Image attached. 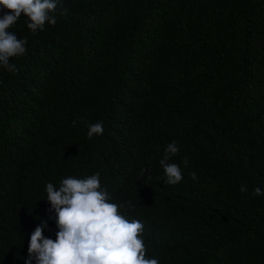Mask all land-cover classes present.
Segmentation results:
<instances>
[{"label":"trees","instance_id":"trees-1","mask_svg":"<svg viewBox=\"0 0 264 264\" xmlns=\"http://www.w3.org/2000/svg\"><path fill=\"white\" fill-rule=\"evenodd\" d=\"M53 15L7 30L27 43L0 66V264H24L37 226L56 239L47 183L96 172L147 258L264 264V0H57Z\"/></svg>","mask_w":264,"mask_h":264},{"label":"clouds","instance_id":"clouds-1","mask_svg":"<svg viewBox=\"0 0 264 264\" xmlns=\"http://www.w3.org/2000/svg\"><path fill=\"white\" fill-rule=\"evenodd\" d=\"M0 7L8 10L0 18V66L12 71L14 65L9 64V58L26 52L27 39H17L7 30L20 19L21 13L30 20L27 27L33 32L42 30L46 22L55 25L56 18L50 13L55 11L57 0H0ZM103 131V122L89 124L87 137L102 135ZM164 151L159 161L166 177L164 182L175 185L183 179L180 166L169 163L179 151L176 142L168 144ZM187 162L185 159L184 163ZM146 171L140 170L141 177ZM240 190L246 192L247 188L241 186ZM46 193L56 213V239L45 238L43 227L37 226L31 234L24 264H32L33 259L35 264H159L158 259L146 257L141 238L143 224L122 215L119 209L125 207L123 204L109 202L106 188H101L99 172L86 178H64L58 189L49 182ZM254 195L264 192L256 187Z\"/></svg>","mask_w":264,"mask_h":264}]
</instances>
